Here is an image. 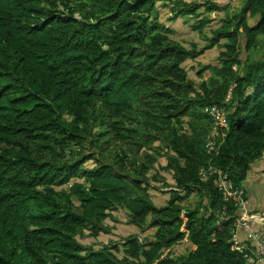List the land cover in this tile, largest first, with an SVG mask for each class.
<instances>
[{
    "label": "trees",
    "instance_id": "trees-1",
    "mask_svg": "<svg viewBox=\"0 0 264 264\" xmlns=\"http://www.w3.org/2000/svg\"><path fill=\"white\" fill-rule=\"evenodd\" d=\"M167 1L171 19L227 7L0 0V264H253L250 246L240 251L232 240L236 202L218 174L201 171L226 172L248 198L244 181L264 163V0H245L202 49L161 21L157 3ZM217 45L219 64L192 66L191 77L188 62ZM242 48L261 57L243 62ZM214 103L229 127L209 151ZM167 186L158 207L152 192ZM120 208L129 224L154 229L152 238L81 243L85 230L107 233ZM185 238L195 247L174 253Z\"/></svg>",
    "mask_w": 264,
    "mask_h": 264
},
{
    "label": "rangeland",
    "instance_id": "rangeland-1",
    "mask_svg": "<svg viewBox=\"0 0 264 264\" xmlns=\"http://www.w3.org/2000/svg\"><path fill=\"white\" fill-rule=\"evenodd\" d=\"M170 1V0H169ZM187 2H194L198 4H204L205 2L209 0H185ZM214 2L215 4L219 6H227L225 9L221 10H213V11H207L206 5H203L199 9V17L197 16H181L175 19H171L172 15L174 16V11L171 10V7L173 3H168V5H163L162 2H158V10H159V16L161 21L172 27L174 29L173 36L174 38L182 41L183 43H186L187 45L194 42L195 44H198L200 49L202 47L207 46V40H210V37L214 35L213 31L216 29L217 26L221 24V20L226 17L228 14L233 15L236 12H239L241 9L242 4L245 0H210ZM201 18H209V22L202 27V29H195L194 24L199 21ZM262 39V38H261ZM260 39V40H261ZM223 42V41H222ZM245 43H243L244 45ZM222 49L220 46H215L213 48H207L205 51H203L198 58V62H192L189 61L187 64V67L189 69V74L191 77L196 78L197 77V68L201 67L200 63H202V66L206 64H212L216 65L219 64L218 61V55ZM258 48L254 49L252 53L247 52L242 48L241 51V58L244 62L247 58V55L251 58H260L264 54L258 53ZM194 64V65H192ZM192 66H196L197 68L194 69ZM205 77H209V72H205ZM188 117L186 120L188 121ZM167 163V159L165 157H161L159 160V165H164ZM257 167V168H256ZM258 169V171H256ZM162 173L166 176L168 179V182L173 183V176L170 172L162 171ZM243 186H246L247 194L249 197H252V200L254 201L255 205L250 206L249 200L245 202V209L249 212V214H253L252 216H247L249 219L246 223V233L247 238L246 240H249V234H254L253 237H257L259 240L257 243L263 248L264 253V163L260 161L257 165L255 164L254 167L249 171L248 176L246 177V180L244 181ZM172 188V187H171ZM165 190H170V186L163 187L160 190H154L152 192L154 203L158 207H162L167 204L169 200V193H164ZM164 193V194H162ZM197 199L196 195H192L190 197L189 204H194L195 200ZM239 208V207H238ZM250 209H258L259 211H250ZM239 210V216H240V209ZM128 211L126 209H119L116 212L113 213V217H110L106 220V223H108L109 229H107V233H100L99 235H93L90 230H85L82 235L79 236V240L81 243H83L88 248H100L103 245H114L120 242H125L127 238L136 233L137 235H140V238L144 240L145 238H152L154 229L151 227H147L145 231H142L140 228H137L136 226L128 223ZM254 220V222H253ZM253 222V223H252ZM237 221V225H238ZM240 225H238L239 230ZM245 227V226H244ZM237 231L235 238L237 236L239 241H242L240 239V234ZM246 240H243L246 241ZM252 243L248 242V245H250V249L253 253L252 248L257 250V247L254 246V243L256 241L251 240ZM192 249V244L184 239L177 243V245L174 247V253L182 254L184 252L189 251ZM264 258V257H263ZM263 258H260L259 262L263 260ZM250 263H253L252 261H249ZM254 262L253 264H255ZM256 263V264H257Z\"/></svg>",
    "mask_w": 264,
    "mask_h": 264
},
{
    "label": "built area",
    "instance_id": "built-area-1",
    "mask_svg": "<svg viewBox=\"0 0 264 264\" xmlns=\"http://www.w3.org/2000/svg\"><path fill=\"white\" fill-rule=\"evenodd\" d=\"M206 112L211 116L213 120V128L211 133L207 136V147L209 151H212L216 148L217 141L219 137H223L224 130L228 129L229 127V121L227 118V111L226 109L221 106L220 104H212L209 107H207ZM202 177L206 178L209 175L212 174H218V178H216V184L219 187V189L224 193L225 199H233L236 202V205L239 207L241 214L238 217V225L245 226L249 219L247 216H252L253 214H249L248 211H246L245 202L248 201L247 198L244 197V190L241 187H235L233 186L232 182L228 178V174L226 172H223L222 170L217 169L216 167H209L208 170L202 169L201 171ZM248 230V228H246ZM236 235V233H235ZM235 235L233 236L234 241V247L240 251H244L248 246V243L239 241L237 236L235 238ZM254 234H249V242L252 243L251 240L256 241L255 245L257 247V250L252 248L253 254L247 253L246 257L249 261L258 262L260 258L263 256V248L257 243L259 240L257 237H253Z\"/></svg>",
    "mask_w": 264,
    "mask_h": 264
},
{
    "label": "crops",
    "instance_id": "crops-1",
    "mask_svg": "<svg viewBox=\"0 0 264 264\" xmlns=\"http://www.w3.org/2000/svg\"><path fill=\"white\" fill-rule=\"evenodd\" d=\"M256 168H257V167H256ZM256 171H258V169H257ZM247 195H248V194H247ZM248 200H249V205H250V206L255 205L254 201L252 200V197H251V196L249 197V195H248ZM255 210L259 211L258 209H255ZM250 211H253V209H250ZM253 222H254V220H253ZM253 222H252V223H253ZM238 232H239V234H240V239H241V240H246V238H247L246 227H244V226H240ZM239 234H238V235H239ZM245 242H248V240H246ZM254 245H255V243H254ZM194 247H195V246H192V248H194ZM257 264H264V260H262L261 262H259V263H257Z\"/></svg>",
    "mask_w": 264,
    "mask_h": 264
},
{
    "label": "clouds",
    "instance_id": "clouds-1",
    "mask_svg": "<svg viewBox=\"0 0 264 264\" xmlns=\"http://www.w3.org/2000/svg\"><path fill=\"white\" fill-rule=\"evenodd\" d=\"M221 106H223V105H221ZM224 108H225V106H223ZM226 109V108H225ZM209 115V114H208ZM211 117V116H210ZM228 118V117H227ZM213 125V124H212ZM248 199V198H247ZM240 214H241V211H240ZM186 240H188L187 238H185ZM256 264V263H255Z\"/></svg>",
    "mask_w": 264,
    "mask_h": 264
}]
</instances>
